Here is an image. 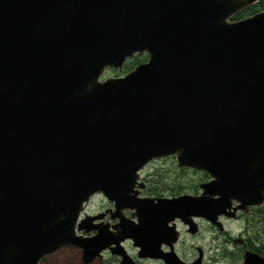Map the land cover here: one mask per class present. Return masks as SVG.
<instances>
[{
	"label": "water",
	"instance_id": "obj_1",
	"mask_svg": "<svg viewBox=\"0 0 264 264\" xmlns=\"http://www.w3.org/2000/svg\"><path fill=\"white\" fill-rule=\"evenodd\" d=\"M256 1L0 0V264L66 247L134 264L125 239L185 264L156 251L174 218L191 233L192 217L218 225L262 203L264 11L230 21ZM137 53L145 63L100 80ZM166 157L207 176L198 196L138 197L139 172ZM95 195L115 233L80 217Z\"/></svg>",
	"mask_w": 264,
	"mask_h": 264
},
{
	"label": "flooded vegetation",
	"instance_id": "obj_2",
	"mask_svg": "<svg viewBox=\"0 0 264 264\" xmlns=\"http://www.w3.org/2000/svg\"><path fill=\"white\" fill-rule=\"evenodd\" d=\"M262 2H263L262 0H257L255 3L244 8L242 11L237 13L239 15L238 19L243 18V16L247 17V16H250L254 13L264 11V9H261L258 7V5L261 4ZM251 7H256V10H251L250 9ZM136 56H142L145 59L144 62H141L139 64L145 63L147 60V54L146 53H137V54L132 55L130 58L125 59V61L131 60ZM124 62L122 63L121 68L116 69V70L121 71ZM137 65L138 64L132 66L131 70ZM131 70H129L128 72H130ZM128 72H126V73H128ZM126 73H124L123 75H125ZM166 158H172L174 160L173 157H166ZM161 159H165V158H161ZM175 169H176V171L190 170V169L177 168L176 165H175ZM190 171H192V170H190ZM198 173H200V172H198ZM200 175L203 176V178L202 179L199 178V180L195 183L193 191L179 192V193L175 194L177 190H175V187H174V188H169V190H168L169 193H167L166 195H163V194L160 195V194L155 193L153 191L152 184H151L153 182V180L149 178V175L142 176V175H140V172H139V182L143 184V187L141 189H139L138 197H147V198H153V199H156V198H170L171 199V198H174V197H177L180 195H190L193 197L198 196L200 194L199 185L208 181V178L205 174L200 173ZM234 206H235V204H232V207H234ZM86 208L80 214V217H83L84 215L89 216V217L102 215V217L100 219L94 220L91 224L92 225H107L108 231L111 233H115V231L111 229V226L115 225L118 222V218H116V217L111 218V215L114 213V208H113L112 203L104 202L103 207L97 209L96 211H94L92 213H87ZM226 212L233 213L232 209H230V208L228 210H226ZM121 214L123 217L129 218L130 217V210H122ZM191 219H192V222L194 225V228L192 229L191 233L187 231V227L185 225H183L179 220L174 218L171 222H169L168 223L169 225L171 223H173V225H174L173 226V232L176 234V240L174 242L170 243V239H171L170 237L172 235V232L171 231L167 232L165 238L159 239L157 241V243L155 244L156 245V251L157 252L159 251L160 254L163 256L167 253L169 254V252H170L177 258V260H179L180 262H183L185 264H190V263L194 262L197 258L200 259V264H224V263H227L229 261L228 255H230V254H235L236 255L235 260H236L237 264H242L243 263V257L247 253L258 257L261 260H264V239H263V236H264V226H263V224H264V198H263V201L260 205L248 206L246 208V211L236 210L234 212V217H232V218H229L225 215H218L216 217V222L218 223V225L212 224V223L208 222L207 220H204L203 218H200V217H192ZM237 220L243 221L244 226L242 227L241 234L237 238L231 239L230 237L227 236V231L225 230V224L229 223L231 221H237ZM254 221L257 224V226H259L258 232L260 233L261 237H258L256 235H254L251 231H248V228L251 229L254 227L253 226ZM203 231L215 233L213 236L210 237L212 243H214V241H216V240H221L220 243L215 242V245H214L215 249L219 250V248H221V254L218 251V253H216V256H218V257H216V256H215V258L208 257V259L205 260L203 247L200 245L194 244L190 247L188 246V248L183 246L181 249L186 251L187 254L181 256L178 252L179 246L183 243V242H181V240L184 237H189L190 239L195 238V237L199 236L201 234V232H203ZM94 233L95 232H90V233L86 234L85 236H90ZM120 246L123 248L124 253L133 261L134 264H141L142 262H146L149 264H153V263L164 264L163 260L160 258H149V257L138 258L137 257V248L132 247V244L128 239L123 240L120 243ZM227 246H229V248L230 247L232 248V249H230L231 251L228 255H226V253H227L226 247ZM68 249H71V250L74 249L75 251L77 250V249L71 248V247H68ZM77 251H79V250H77ZM225 251H226V253H225ZM103 254L110 256L108 261L104 262V263L117 264L119 262V257L116 255H111L107 250L102 251L100 253V258L99 259L97 258L93 261H96V260L101 261ZM78 255H79L78 256L79 263L82 264L81 258H80L81 257L80 252H78ZM88 264H90V263H88Z\"/></svg>",
	"mask_w": 264,
	"mask_h": 264
},
{
	"label": "rangeland",
	"instance_id": "obj_3",
	"mask_svg": "<svg viewBox=\"0 0 264 264\" xmlns=\"http://www.w3.org/2000/svg\"><path fill=\"white\" fill-rule=\"evenodd\" d=\"M264 4V0H262ZM258 8V7H257ZM244 18V16H243ZM124 65V64H123ZM125 66H122V70L118 71L116 69H105L103 74L100 76V80H104L106 78H116V77H121L124 73L127 71L125 70ZM125 70V72L123 71ZM140 175L146 176L149 175V178L153 180L152 184V189L155 193H158L160 195H166L169 190V188H174L176 193L179 192H188V191H193L195 183L200 179L203 178V176L200 175V173L195 172V171H190V170H181V171H176L175 169V161L172 158H165V159H158V160H153L149 162L147 165L144 166V168L140 171ZM104 200L99 196L95 195L93 196L89 204L86 208L87 213H92L96 211L97 209L101 208L104 206ZM244 226V222L241 220L237 221H231L229 223L225 224V230L227 231V236L230 237L231 239L237 238L241 232H242V227ZM253 228L249 229L248 231H251L254 235L261 237L260 233L258 232V227L257 224L254 221ZM264 226V224H263ZM215 233L214 232H206L203 231L201 234L195 238H189V237H184L181 242H183L179 246V254L181 256L186 255L187 252L182 250L181 248L185 246L188 248V246H192L194 244L200 245L204 249V258L205 260L208 259V257L215 258L216 253L218 251L221 254V248L215 249L214 245L215 242L220 243L221 240H216L214 243L211 242L210 237L213 236ZM264 239V236H263ZM227 248V253L228 255L230 253L229 246ZM77 251V250H76ZM74 249H68L62 248L55 253L45 256L39 264H80L79 263V258H78V252H76ZM218 257V256H216ZM229 261L224 264H237L236 262V255L235 254H230L228 255ZM110 258L109 255L103 254L102 260L101 261H93L90 264H109V263H104L107 262L108 259ZM141 264H149L146 262H142ZM156 264V263H153Z\"/></svg>",
	"mask_w": 264,
	"mask_h": 264
},
{
	"label": "trees",
	"instance_id": "obj_4",
	"mask_svg": "<svg viewBox=\"0 0 264 264\" xmlns=\"http://www.w3.org/2000/svg\"><path fill=\"white\" fill-rule=\"evenodd\" d=\"M258 7L261 8V9H264V4L261 3V4L258 5ZM250 9H251V10H256V7H251ZM238 17H239V15L236 14V15H234V16L230 19V21L237 20ZM144 61H145V59H144L142 56H136V57H134V58L131 59V60H126V61L124 62V65H126V66H125V70L128 72L129 70H131L132 66H134V65H136V64H139V63H141V62H144ZM124 65H123V67H124ZM125 70H123V71L125 72ZM204 177H205V176H204ZM41 260H42V259H41ZM41 260H40V262H41ZM40 262H39V263H40Z\"/></svg>",
	"mask_w": 264,
	"mask_h": 264
}]
</instances>
